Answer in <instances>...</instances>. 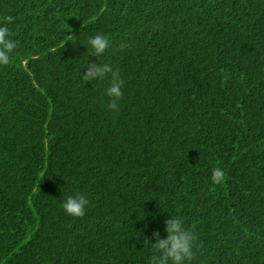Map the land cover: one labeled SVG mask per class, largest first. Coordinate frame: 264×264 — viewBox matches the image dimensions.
<instances>
[{
    "label": "trees",
    "instance_id": "trees-1",
    "mask_svg": "<svg viewBox=\"0 0 264 264\" xmlns=\"http://www.w3.org/2000/svg\"><path fill=\"white\" fill-rule=\"evenodd\" d=\"M7 15L0 264H152L170 214L196 232L192 264H264V0H0ZM89 60L118 72V110ZM76 193L83 217L62 207Z\"/></svg>",
    "mask_w": 264,
    "mask_h": 264
},
{
    "label": "clouds",
    "instance_id": "clouds-1",
    "mask_svg": "<svg viewBox=\"0 0 264 264\" xmlns=\"http://www.w3.org/2000/svg\"><path fill=\"white\" fill-rule=\"evenodd\" d=\"M13 21L12 15L0 17V65L9 64L12 53L18 47V41L12 38L13 34L8 26ZM85 45L89 55L100 57L110 47V39L97 32L88 37ZM86 66L87 70L82 73L84 82L103 81L108 74H111L110 86L106 89V95L111 98L107 108L118 110V101L123 96V81L118 72L109 63H97L89 60ZM224 176V170L217 167L213 169L211 179L214 183L219 184ZM88 204L89 200L85 194L76 193L67 196L62 207L70 216L83 217ZM164 225L166 236H162L159 229H154L151 236H146L143 241V245L150 246L154 253H158V255H153L152 264H192L197 239L193 227L186 226L181 216L173 214H170L169 218L164 221Z\"/></svg>",
    "mask_w": 264,
    "mask_h": 264
}]
</instances>
